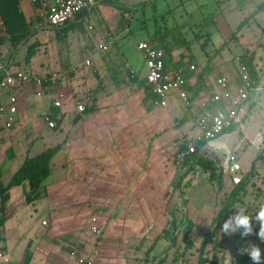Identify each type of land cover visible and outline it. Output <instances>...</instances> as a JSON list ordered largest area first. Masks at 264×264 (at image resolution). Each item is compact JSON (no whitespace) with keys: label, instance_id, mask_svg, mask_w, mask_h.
Returning <instances> with one entry per match:
<instances>
[{"label":"crops","instance_id":"crops-1","mask_svg":"<svg viewBox=\"0 0 264 264\" xmlns=\"http://www.w3.org/2000/svg\"><path fill=\"white\" fill-rule=\"evenodd\" d=\"M219 1L222 4L223 2L227 4L228 7L238 5L236 2H232L233 0ZM18 2L19 9L22 11L31 31L34 32L37 28L47 25L44 24L43 8L39 3H32L30 0H18ZM262 4H264V1L251 6L253 14L245 17L244 25H248L249 21L254 19L256 20L257 29L263 33L264 6ZM125 15L126 13L121 12V9L117 6L103 0L93 7L79 12L69 23L70 26L81 25L82 30L90 28L89 25L92 22L100 24L96 44L94 41H86L81 37L79 38V44L97 48V50H108L111 45L115 44L116 36L127 29V22L124 20ZM1 23L0 16V28ZM108 23H111V26H108ZM60 28L64 29L63 26ZM205 32L210 33L208 36L211 42L215 36L219 35V31L215 28ZM34 34L14 48L7 34L3 31V38L0 41V57L3 59L9 58L13 68L26 70L28 62L25 61V55L24 59L19 61L14 58V54L20 46L26 45L28 42V45L35 42L36 40H30ZM243 34L241 27L234 39H243ZM229 38H231V35ZM99 45H104V47L100 48ZM252 46V43L247 41L241 53L245 52L247 57L252 59L256 72L260 77V82L257 85L259 88L240 106L238 125L224 131L206 148L208 147L213 152H219L223 156L225 171L223 182L225 188L226 185L231 184L234 186V184L231 183L230 175L225 170L224 158L228 150L237 151L241 164L239 172L242 175L241 182L244 183V188L239 195L241 201L236 203L229 216L234 215L239 208H244L246 210L245 214L253 217L252 234H254L259 230L260 225L255 220L254 213H251L252 210L249 208V204H243L245 203L243 201H246L247 198L248 200L252 199L254 202L262 199L264 202V124L262 123L252 131H246L244 135L240 136V139L236 135L237 130L239 132L242 129L245 130L246 122H248L247 120L252 116L254 110L257 109V104L264 103V80L261 79V74L264 71V68L261 67L264 60L259 57L260 54L256 55V50H253ZM261 46L259 45V48ZM262 50L264 51V49ZM87 58L91 60L92 64L88 66V70H84L83 61ZM176 61L179 63L178 60ZM69 62H71L70 58L60 61V69L58 70L43 65L41 72L30 71L39 74L55 73L60 76L58 91L63 94L62 105L53 108L56 126L49 127L47 125L48 128L60 129L68 110L71 111V117L68 118L66 131L59 139H56L57 143L55 144L61 143V147L51 159L50 173L47 176V178L51 177V180L48 181L46 178L43 181L44 190L38 197L29 201L38 204V201L42 200L44 202L46 200L48 203L47 218L41 221L42 230L37 234V244L28 251L23 249L16 260L11 258L12 251H8L4 235L5 207L15 200L27 203L25 197L29 190L28 183L24 180L19 185L12 186L9 190V199L5 203L2 216L4 219L0 224L8 264H78L70 247L71 241L61 245L56 244V230L57 228L62 229L65 233L69 229L68 226L72 225L73 214L80 212L78 207L81 202L84 204L83 210L89 212L90 215L86 224L87 228L85 231L77 233H73L70 230L71 228L69 230L72 232L71 235L79 238L77 240L80 243L76 241V244L83 252L82 255L87 259H91L93 264H157L160 258H164L161 264H185L184 257L187 260L189 259L188 262L196 264L199 245L188 248L185 254L181 255L180 252H183L184 243L181 246H173L168 239L162 237L155 242L152 240L148 245L142 246L138 250L143 254L142 258L135 259L128 255V250L131 247L126 243L120 245L118 239L119 237L152 238L163 228V224L160 226L155 224L159 220H164V214L153 208L159 204V199L153 200V190L158 191L161 174L160 170L153 168L151 156L154 155V158L161 157V151H157V146L161 148L162 141L166 140V133L162 132V125H166L168 113L164 116L162 111L168 108V104L171 108L169 111L176 110L175 106L179 105L177 100H180L173 96L164 107L154 104L152 94L146 86V89H144L146 71L144 75L139 77L136 69L129 66L126 68V76L121 75L122 77L119 78L105 64L95 65L94 58L90 55L85 56L84 59L73 65H69ZM70 68H73L74 72H71ZM234 68L235 75L230 76L229 70L228 76H226L232 83H235L237 79L236 63ZM201 75L196 76L193 72L188 75L190 94L202 95L203 88L209 87L211 91L214 88V79H202ZM8 93V90L1 91L0 101L6 102ZM30 93L36 95L31 84L21 87L17 92L19 110L15 116L16 124L10 128L0 125V131L9 130L10 133L7 139L12 140L4 147L2 146L4 138L0 135V182L2 186L8 183L12 174L20 166L25 154L32 156L46 148L32 152V146H23L18 143L19 141L16 143L14 141L20 136V129L26 127V125H32L26 113L27 106L35 102V100L29 99ZM54 95L53 91H46L43 95L36 96L38 98L49 96L50 102H46L44 106V110H46ZM75 99L84 101L86 107L83 112L79 113L75 110L73 104ZM15 129L17 130L15 131ZM257 135L262 138L260 146L255 144L260 151H253L249 161L244 165L240 161L241 153H239V149L243 148L245 150L248 147H253L252 140ZM149 142L152 143L150 144V153L145 149ZM245 142H248V144ZM153 146H155L154 149ZM199 150L202 151V148H199ZM59 154L62 155V158L58 166L54 168L55 158ZM183 177V174L179 176L177 184H181ZM179 180L180 183H178ZM81 199L84 201H80ZM104 208H107V213H105ZM215 208L217 213L219 205ZM185 214L192 221L191 231L195 226V221L188 213ZM228 217L223 218L216 225L215 237L218 244L213 250L212 243L210 240L207 241L204 256L209 259L213 258L214 264H229L230 256L233 254L231 260H235V264H253L248 254L245 259H243V254L235 257L239 251L241 252L239 250L240 243L246 239L241 236L243 232L241 227H236V231L231 234L226 233L230 237L229 241L223 239L224 233L221 228ZM92 218H95V223L102 230V226L104 227L101 234L102 238L99 240L94 237H91L92 241L91 238L89 239L88 224L92 223ZM106 220L108 221L107 226H105ZM211 222L208 227L202 229V234L207 233V230L212 227ZM233 224H235L234 221ZM84 237L88 240H85ZM250 244L259 246L262 261H264V241L260 240L258 234L246 246ZM151 245L152 247L147 254L146 250ZM132 250L136 251V249ZM26 252L29 253L28 259L25 258ZM213 253H215L214 257H212ZM174 258L176 260H173Z\"/></svg>","mask_w":264,"mask_h":264},{"label":"rangeland","instance_id":"rangeland-1","mask_svg":"<svg viewBox=\"0 0 264 264\" xmlns=\"http://www.w3.org/2000/svg\"><path fill=\"white\" fill-rule=\"evenodd\" d=\"M261 1L264 0H233L232 2H236L238 5L228 7L227 4L224 2L222 4L219 0H116L119 5L124 7L123 12L126 13L124 20L127 22V29L122 34L116 36L115 44L111 45L108 50H97V48L79 44L80 37L86 41L91 40L95 44L97 43L96 37L99 35L101 26L96 22H92L89 25L91 27L86 30H82V26L78 24L64 29L45 25L37 28L33 32L35 34L30 39L31 41H36L32 44L33 50L30 54L26 70L41 72L43 65H48L58 70L60 69V61L65 58H70L71 62H69V65H73L79 60L84 59L85 56L90 55L94 58L95 65L105 64L119 78L122 77L121 75L126 76V68L129 66L136 69L140 77L144 75L146 68L143 64L141 53L137 48V42L156 37L154 34L157 30L165 31L167 29L166 42L170 43L171 61L175 62L178 60L179 65H174V67H184V72L185 70L188 72L187 77L193 72L196 76L202 74V79L215 80L219 75L228 76L229 70L230 76H234V64L236 63V67L238 66L237 57L245 53L241 52L245 48L247 41L252 43V48L256 50V55L260 54L259 57L264 60V51L262 50L264 49V32L262 33L257 29L256 20L251 19L248 25H242L244 32L243 39L235 40L233 37L229 38L238 24L241 21H245V17L253 14L251 6ZM108 26H111V23H108ZM213 28L219 31V35L215 36L212 42L206 40L204 44V37L198 38L196 36V33H205V31H211ZM28 43L17 48L16 54H14L16 60L22 61L24 59ZM259 45H262L261 48H259ZM65 66L67 67V64ZM261 68H264V64ZM83 69L88 70L89 67L85 65ZM69 70L74 72L73 68ZM263 78L264 71L261 74V79L264 80ZM204 86L206 87L205 84ZM146 88L144 84V89ZM189 88V85H187L188 90ZM202 90V95L194 93L190 94V98L202 100L207 98L211 93L209 87ZM29 99L35 100L26 109L28 119L32 125H26V127L20 129V136L14 139V141L15 143L19 141L18 143L23 146H32L31 151L36 152L57 143L56 139H59L66 131L71 111L68 110L66 112L60 129H50L43 121L44 106L46 102H50L49 96L38 98L33 93H30ZM81 101L84 102L83 100ZM177 103L179 105L175 106L176 110L169 111L171 108H169L168 104V108L162 111L164 116L168 113L166 125H162V132L166 133V140L162 141L161 148L157 146V151H161V157L154 158V155L151 156L153 168L160 170L161 174L160 187L157 189L158 191L153 190V200L159 199V204L153 208L160 210L164 214V220L155 222L157 226L161 224L164 226L168 222L171 218V210H174L178 219L185 213H188L195 221V226L188 234L190 246L193 248V246L200 245L203 236L202 229L208 227L213 216L216 215L215 206L219 205V208L221 207V202L226 200L233 185H226L225 188V183L222 181V186L219 187L218 177L211 180L208 171L199 165L192 166L189 173H184L188 166H181L176 162L177 149L182 144L185 145L189 139L192 140L197 133L196 120L199 115V107L196 104L187 106L178 100ZM257 106V109L254 110L252 116L247 120L248 122H246V126L244 127L245 130L242 129L241 132L237 130L236 135L239 139L246 131H252L262 123L264 124V103H258ZM9 133L7 129L0 131V135L4 138V142L2 143L4 147L7 143L12 142L11 139H7ZM245 143L248 144V142ZM150 144L152 143L149 142L147 148H145L148 153L151 151ZM154 148L155 146H153ZM248 148L245 150L243 148L239 149V153H241L240 161L244 165L249 161L253 151H260L255 144H253V147ZM200 152H203L206 158L213 161L216 171L220 170L224 178L225 171L221 153L213 152L208 147L202 149ZM61 158V154L55 158L56 163L54 168L58 166ZM181 174L184 177L179 185L177 184V179ZM47 180L50 181L51 177L47 178ZM255 193L257 192L255 191ZM182 200L185 202L184 205ZM245 200L243 204H249L248 206L252 210L251 213L256 215L263 202L262 199L255 202L252 199L248 200L246 198ZM80 201L84 200L81 199ZM42 202L40 200L37 204L15 200L5 207L6 222L4 224V235L8 251H12V259H18L23 249L28 251V249L37 244V234L42 230L41 221L47 218L48 203L46 200ZM83 208L84 204L81 202L78 207L80 212L78 211V214H73L72 216V225L68 227L69 229L71 228L70 230L73 233L85 231L87 228L86 224L90 215ZM104 209L105 213H107V208ZM91 224H88L90 231L89 239L91 237L98 240L101 239L104 227L99 223L103 230L100 228L101 233L97 236L92 232ZM107 224L108 221L106 220L105 226ZM69 229L63 233L62 229L57 228L56 244L61 245L62 243L71 241L70 247L75 252L74 255L77 261L80 256L84 257V255H82L81 249L78 248L79 245L76 244V241L79 242V238L71 235L72 232ZM207 232L208 241L210 240L212 249L214 250V244H218L215 237L216 234H211V228ZM229 238V235L226 233L223 235L225 241H229ZM118 239L120 245L126 243L131 247L128 250L130 257L141 259L143 254L138 252V250L142 246L148 245L154 240V237H119ZM85 240H88V238ZM182 243L181 234L179 233L176 236V245L181 246ZM132 249H136V251ZM188 260L184 257L185 264H192Z\"/></svg>","mask_w":264,"mask_h":264},{"label":"built area","instance_id":"built-area-1","mask_svg":"<svg viewBox=\"0 0 264 264\" xmlns=\"http://www.w3.org/2000/svg\"><path fill=\"white\" fill-rule=\"evenodd\" d=\"M39 3L43 8L44 24L60 28L75 16L93 7L103 0H30ZM103 48L104 45H99ZM144 66L146 68L145 84L151 90L154 104L166 106L171 97H177L184 104H196L199 107V115L196 120L197 133L192 140H188L183 148L177 150L176 162L183 164L185 159L200 152L199 148H206L214 142L224 131L238 125L240 106L248 100L250 95L258 90L254 85L249 68L241 56L237 57V79L235 83L226 77L219 75L214 80V88L209 96L202 100L191 99L187 89L188 80L184 75V67L170 66L166 62V52L163 47L149 40L137 42ZM86 66H91L89 58L83 61ZM60 76L55 73H34L23 69L13 68L9 58L0 57V92L8 90L6 102L0 101V125L10 128L16 124L19 97L18 90L31 84L35 94L43 95L46 91L55 93L50 105L43 113V120L49 127L56 126L53 108L61 107L63 94L58 91ZM75 110L83 112L85 103L79 99L73 101ZM253 144L261 145L262 138L257 135L252 140ZM225 170L230 175L232 184H238L242 180L240 174L241 164L237 152L228 150L225 158ZM4 212V200L2 187L0 186V218ZM91 230L97 236L101 233L100 227L92 218ZM75 254V252H72ZM78 264H93V261L85 257L77 259ZM0 264H8L7 253L4 247L2 227L0 225Z\"/></svg>","mask_w":264,"mask_h":264},{"label":"trees","instance_id":"trees-1","mask_svg":"<svg viewBox=\"0 0 264 264\" xmlns=\"http://www.w3.org/2000/svg\"><path fill=\"white\" fill-rule=\"evenodd\" d=\"M106 1L113 4L114 6H117L119 9H121V12L124 11V7L122 5H119L118 2H116V0H106ZM262 6H264V4H262ZM0 16L2 19L1 28H0V33H1L0 41L3 38V31H4L7 34L10 41L12 42L13 47L16 48V46L20 42L26 41L33 34V31H31V29H29L28 27V24L25 20V17L22 11L19 9L18 0H0ZM243 24H244V21H241L238 24L237 28L233 30L231 34V38L232 37L234 38L236 36V34L239 32ZM68 26H70L69 22L66 23L65 26H63V28H66ZM167 35H168L167 29H165V31L157 30L156 33L154 34V36L156 37H151L149 41L157 43L158 45L164 48L166 52V62L168 65L170 66L179 65L177 61L175 62L171 61L170 47H169L170 43L168 41L166 42ZM196 36L198 38L204 37V40H203L204 44L206 40H209V36L206 32L196 33ZM32 44L33 42L30 43L27 47V51L25 54L26 62L29 61L30 54L33 50ZM241 57L245 60L249 68L251 77L254 81V85L257 86L260 82V77L258 76L256 72L255 65L252 62V59L248 58L246 53L241 54ZM187 73H188L187 71L184 72L185 77H187ZM145 86L147 87L148 91L151 94V90L149 89V87L146 84ZM60 147H61V143H58V144L46 147L44 150L32 156L25 154L20 166L12 174L8 183L2 186L0 182V186L2 187V192H3L4 206H5L6 201L9 199L10 188L12 186L19 185L24 180L27 181L28 187H29V190L25 197V200L27 202L32 201L33 199H35L41 194V192L44 190L43 181L47 178V176L50 173L51 159L55 155V153L60 149ZM183 147H184V144H182L178 149L183 148ZM194 165H199L204 170L208 171V175L211 180H214L215 178L218 177V186L219 187L222 186V181H223L222 173L220 172V170L216 171V166L213 163V161L206 158L203 155V152H195L194 154L188 156L185 159L182 166H188V167L186 168L184 173H189L192 169V166ZM178 183H180V180L178 181ZM243 188H244V183L242 182L238 184H234V186L229 191L226 200L221 202V207L217 211L216 215L212 218L211 234H216V225H218L223 218L228 217L231 210L236 205V203L241 201L239 195H240V192L243 190ZM183 204H184V200H183ZM261 205H264V202ZM170 216L171 218L168 220V222H166V224L163 226L161 231L158 234H156L153 242H155L159 238L164 237L168 239L173 244V246H176V236L180 233L181 240L184 243L183 252L182 253L180 252V254L184 255L185 251L188 248H191L190 242H189L190 240H188V234L192 227V221L190 220V218H188L186 214H184L181 218L178 219L175 215L174 210H171ZM3 219L4 218L2 217L0 218V224H2ZM241 229L244 231L243 227H241ZM249 236H251V234H249L248 236L244 238H247ZM207 241H208V232L203 234L200 245L197 248L198 258H197L196 264H206V262L207 264H214L213 258L209 259L208 257L204 256V249H205V245ZM152 245L146 250L147 254L149 253ZM216 245L217 244H214L213 248L216 247ZM246 247L247 246H245V248ZM240 254L241 252L239 251L235 257H237ZM214 255L215 253H213L212 257H214ZM28 256H29V253L26 252L25 258L28 259ZM246 257H247V253H244L243 259H245ZM173 260H176V258H174ZM163 261H164V258H160L157 261V264H161ZM234 262L235 260H232V264H235Z\"/></svg>","mask_w":264,"mask_h":264},{"label":"clouds","instance_id":"clouds-1","mask_svg":"<svg viewBox=\"0 0 264 264\" xmlns=\"http://www.w3.org/2000/svg\"><path fill=\"white\" fill-rule=\"evenodd\" d=\"M244 208H239L236 213L229 216L227 220L224 221L221 231L225 234H231L236 231V227H243L244 231L241 233L242 237H246L253 233L252 219L253 217L245 214ZM255 220L259 222V232L258 237L261 241H264V205H261L259 211L255 215ZM233 221L235 224H233ZM247 253L253 264H264L261 257V249L259 246L250 244L246 248L241 250V254Z\"/></svg>","mask_w":264,"mask_h":264},{"label":"water","instance_id":"water-1","mask_svg":"<svg viewBox=\"0 0 264 264\" xmlns=\"http://www.w3.org/2000/svg\"><path fill=\"white\" fill-rule=\"evenodd\" d=\"M259 230H257L254 234H252L251 236L247 237L245 240H243L241 243H240V248L241 250L244 249V247L253 239L256 237V235L258 234ZM232 257H233V254L230 256V259H229V264H232Z\"/></svg>","mask_w":264,"mask_h":264}]
</instances>
